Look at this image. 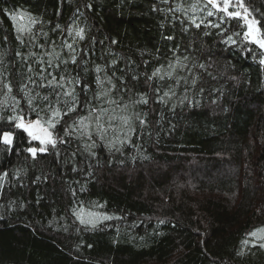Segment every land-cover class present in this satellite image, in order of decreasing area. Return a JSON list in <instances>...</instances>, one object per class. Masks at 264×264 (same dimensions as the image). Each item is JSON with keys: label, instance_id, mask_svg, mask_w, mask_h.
<instances>
[{"label": "trees", "instance_id": "16d2710c", "mask_svg": "<svg viewBox=\"0 0 264 264\" xmlns=\"http://www.w3.org/2000/svg\"><path fill=\"white\" fill-rule=\"evenodd\" d=\"M205 3L0 0V264H264V50ZM244 3L264 31V0ZM54 109L64 142L32 159L8 117Z\"/></svg>", "mask_w": 264, "mask_h": 264}, {"label": "snow or ice", "instance_id": "6c2138e0", "mask_svg": "<svg viewBox=\"0 0 264 264\" xmlns=\"http://www.w3.org/2000/svg\"><path fill=\"white\" fill-rule=\"evenodd\" d=\"M165 2H167V0H165ZM209 5L211 6V9L216 10L214 12L211 9H209L206 13L207 16L209 17L215 15L217 12H222L224 13L225 17L243 20L244 25L246 27V31L243 33L244 40L249 44L257 45L261 50H264V31H262L261 24L258 19L254 17L250 18L252 17V13L250 12L249 8L245 6L244 0H235V3H233V0H206L204 7L207 8ZM192 7H193V10H195L196 5H193ZM230 8H235L236 10L230 11ZM223 18L224 17H222L221 19L223 20ZM10 19L15 21L16 16L11 15ZM33 23H35V21H33ZM191 23L194 24L195 27L197 28L201 26L199 23H196L195 19H192ZM215 27H219V25H215ZM18 31H22V29H18ZM76 35L79 36L80 39H84L83 29H78L76 31ZM236 35H240V33H236ZM228 41L231 43H236V41L233 40L232 36L228 37ZM68 47L71 48L72 45H68ZM71 59L73 63L76 62L75 56H72ZM49 63L51 64V61ZM259 63L261 65H264V51L261 52V59L259 60ZM29 71H31V69H29ZM96 71L100 72L101 69L97 67ZM158 72L159 70L153 73V75L154 76L157 75ZM63 80L64 78L61 77V82H57L56 78L53 77L52 81H50L49 84L50 85L55 84L58 87H63V83H62ZM98 81H99V78H98ZM69 83H72V81H69ZM109 83H111L110 80H109ZM113 87L115 86L113 85ZM5 88H7V91L9 93L12 92V88L10 85L5 84ZM73 92H74V89L71 91H66L64 94L66 96H70L73 94ZM25 95H28V93H25ZM165 95H168V93H165ZM45 99L47 98L45 97ZM73 99H75V97H73ZM32 100L33 98H29L28 100L29 107H32ZM140 102L146 104L147 100L142 97ZM74 111H76L75 106H70L68 107L67 111L64 112L63 115H68L69 112H74ZM104 111L106 110H102L101 115L95 117L96 135H98L101 140L105 138L108 132V128H106L104 124L102 123ZM57 117L62 118L61 112L59 109H54L52 111V117L47 120H44L43 118L39 117V115L34 120H26V118L23 116L13 115V116L8 117V123L13 124L15 129L20 130L21 132L26 134L28 138L27 144L29 146L25 147L23 150L29 153L32 159H36L38 154L47 153L49 152L50 148L56 149L58 142L59 143L64 142L63 140H58V138L54 135L52 131L53 129H55L56 124L59 122L56 119ZM114 119H116L115 116L109 117V124ZM121 119L125 125L130 124L129 117H121ZM137 119H140L139 116H137ZM85 120H91V114L89 117L82 118L78 122L82 128L87 129L88 125L85 124ZM140 123L141 125H143L145 121L143 119H140ZM131 131H133V129L129 127L128 132L130 133ZM88 135H89V139H91V134L88 133ZM15 139H16V133L14 131L0 132V144H3L6 150L8 151L13 150ZM125 139H127V136L125 137ZM33 142H37L38 146H33ZM120 143H124V141H120ZM111 146H112V142H110V147ZM145 158L147 159V157ZM100 207H102V205ZM74 215H76L81 225L90 226L91 228H95L97 224L102 223L105 220L112 219V217L102 214V213H97V212L85 213L84 209L82 208L79 211L74 210ZM161 223H163V221H161ZM250 236L261 241V243L259 244V247L264 248V229H257L253 231L250 233ZM242 243L244 245H247L249 241L244 240ZM255 246L256 245L253 244V247Z\"/></svg>", "mask_w": 264, "mask_h": 264}, {"label": "rangeland", "instance_id": "374dc122", "mask_svg": "<svg viewBox=\"0 0 264 264\" xmlns=\"http://www.w3.org/2000/svg\"><path fill=\"white\" fill-rule=\"evenodd\" d=\"M206 1V0H205Z\"/></svg>", "mask_w": 264, "mask_h": 264}]
</instances>
